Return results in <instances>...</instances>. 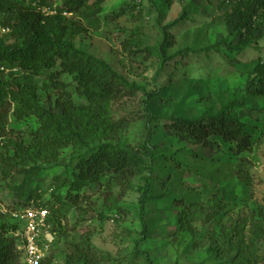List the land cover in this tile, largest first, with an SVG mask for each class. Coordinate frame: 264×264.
Instances as JSON below:
<instances>
[{"label":"trees","instance_id":"obj_1","mask_svg":"<svg viewBox=\"0 0 264 264\" xmlns=\"http://www.w3.org/2000/svg\"><path fill=\"white\" fill-rule=\"evenodd\" d=\"M88 1L60 0L58 5H54L52 0H0V174L3 180L11 182L12 173L22 176L10 191L18 204L34 200L49 209L46 224L58 240L66 235L62 225L65 213L70 210L84 213L82 203L88 197L82 195L83 191L92 186L103 189L104 212H98L97 217L104 222L108 219L105 211L112 214L122 210L112 196L114 188L128 190L132 188L133 179L141 176L144 183L135 189L142 241H146L150 237L144 218L146 206L150 201L165 197V194L155 195L154 180L148 174L149 166L154 162L162 160L195 174L201 169L196 163H220L223 167L231 166L238 181L251 185L246 160L240 156L253 151L255 140L250 131L252 127L245 123L240 110L252 112L257 106L264 107V59L259 49V43L264 40V0H219L221 19L216 18L212 22L217 25L222 20L228 34L216 43L209 41L207 47L199 50L192 48L196 42L192 40L190 47L169 53L174 41L168 40L164 27L158 25L165 40L155 46L144 41L143 26L132 27L128 39L121 44L122 50L132 55L144 53L157 58L158 69L153 78L157 90L154 91L129 81L107 60L75 45V39L81 35L101 30L99 14L104 0H93L90 4ZM165 1L170 5L171 0ZM149 2L151 9L160 10L155 0ZM187 18L185 9L170 28ZM250 47L257 51L259 57L242 94L230 84L222 87L216 78L212 83L217 88L214 93L213 85H208L214 78H210L201 81L199 88L197 86V96L193 92L191 95L179 94L183 95L179 103L182 114L163 120L160 135L168 143L157 145L155 142L159 137L152 129L162 119L153 113L152 106L156 100H163L161 96H164L165 89H159L156 82L166 66L171 63L175 68L183 66L185 74L189 66L178 62L179 56L185 59L192 54H208L212 50L231 58L233 54L250 50ZM53 69L55 72L46 75L49 84L46 83L43 90L64 91L55 98L53 108L47 109L41 102L34 78ZM129 73L132 75L133 72ZM62 75L71 79L73 93L82 101L81 105L74 103L67 85L59 80ZM253 103H256L255 107H252ZM263 107L258 111L264 112ZM30 119L36 121V128L30 131L21 129ZM138 121H144L147 131L141 144L128 149L115 141L114 135ZM12 122L20 128L8 127ZM176 143L181 146L172 149ZM187 145L212 151V158H204L193 149L187 150ZM65 149L71 150L66 165L68 176L64 181L55 179L50 191L53 201L43 202L44 192L34 187L45 171L39 164L57 162ZM190 161L195 164L191 165ZM219 197L216 195L211 200V216L223 209ZM172 200L175 205L184 206V200L183 203L177 198ZM183 206L177 222L181 232H188L192 219L190 205L186 209ZM259 210L250 223L248 243L243 241V226L232 229V234L238 239L236 242L232 241L230 234L224 237L228 249L235 252L234 263L264 264V258H258L253 252L257 240H264V199ZM21 225L10 216L0 217V264L23 261L21 244L13 237ZM65 246L62 264H98L90 234L86 233L77 243H66ZM50 251L41 264H52L54 257ZM208 252L218 255L216 248H210ZM140 255L152 264L147 252Z\"/></svg>","mask_w":264,"mask_h":264},{"label":"rangeland","instance_id":"obj_2","mask_svg":"<svg viewBox=\"0 0 264 264\" xmlns=\"http://www.w3.org/2000/svg\"><path fill=\"white\" fill-rule=\"evenodd\" d=\"M52 1L54 5L60 3V0ZM92 1L89 0L88 4ZM155 2L160 10L151 9L149 0H104L99 14L101 30L97 33L90 31L89 34L81 35L75 39V45L97 58L107 60L129 81L144 86L148 91H154L157 90L153 82L158 69L157 58L144 53L132 55L122 50L121 44L128 39L132 27L143 26L144 41L149 46H155L165 40L164 33L159 31V26L164 27L168 40L172 43L174 41L173 48L168 51L173 54L193 45L192 40L196 41L192 48L199 50L201 47H207L209 41L216 43L228 34L222 20H219L217 25L212 22L213 19H221L222 11L218 9L219 0H171L170 5L166 4L165 0H155ZM185 9L188 12L187 20L170 28L183 15ZM115 11L116 14H114ZM259 49L260 56L264 59V40L259 43ZM207 55H210V58ZM179 57L178 62L182 61L189 66L185 74L182 72L183 66L175 68L171 63L166 66L156 82L159 89H165L164 96H161L163 100H156L152 106L153 113L162 119L152 129L157 138L159 137L155 142L159 146L168 143L167 139H161L160 135L163 120L182 114L179 110V103L184 94L190 93L191 95L192 92L195 94L202 85L201 81H208L210 78H214L211 83H208L210 87L218 79L222 87L225 88L230 84L237 88L236 92L242 94L245 85L251 79L259 54L253 50V47H250V50H245L242 54H233L231 58H227L224 53L216 54L212 50L208 54H192L185 59ZM229 59H232V63ZM129 71L139 73L141 76L137 77L133 73L131 75ZM175 71H180V73H175ZM51 72H55V69L34 78L41 102L47 109L53 108L55 98L64 91L56 92L49 89L45 92L43 90V86L46 83L49 84L46 75ZM182 75H185L184 79ZM59 80L67 85L66 88L74 103L81 105L82 101L73 93L71 79L62 75ZM177 89L179 92H176ZM216 89L214 87L212 92L217 91ZM255 106L256 103H253L252 107ZM262 107L257 106L252 112L240 110L245 123L252 127L250 131L255 140L253 151L240 156L241 159L246 160L245 165L250 173L251 185L248 186L238 181L231 166L223 167L220 163H196L201 166V169L195 174L185 169H177L162 160L154 162L149 166L151 170L148 174L154 180L155 195L158 197L165 194V197L150 201V204L146 206L144 218L150 231V237L146 241H142V229L137 214L138 194L135 189L138 184L143 185L144 183L140 179L141 176L133 179L132 188L128 190L114 188L112 196L118 201V206L122 210L112 214L105 211L108 219L104 222H100L97 217L98 212H104V197L101 194L103 189L100 186H92L82 192L84 197H88L82 203L84 213L79 214L74 210L65 213L62 225L66 229V235L59 240L55 237L53 239L52 264H62L65 244L77 243L86 233L90 234L91 243L96 249L98 264H148L146 257L140 255L141 252L148 253L152 264H245L234 263L235 252L228 249L224 237L230 234L232 241L236 242L238 239L232 234V229L236 227L240 229L243 226V241L248 243L250 223L253 222L252 218H256L257 213L261 211L259 208H262L264 199V112L258 111ZM11 126L20 128L17 124L13 125V122L8 124V127ZM36 126V121L30 119L21 129L30 131ZM146 136L144 121H138L118 132L114 135V139L125 148L135 149L145 140ZM178 145L181 146L176 143L172 149L179 147ZM185 148L193 149L195 153L207 159L212 158L213 155L212 151L201 146L187 145ZM70 154L71 150L65 149L57 162L39 164L45 171L40 174L34 187L44 192L43 201H53L50 191L53 190V182L56 178L60 181L67 178L66 165H68ZM190 164L194 165L195 162L190 161ZM12 174V182L3 180L0 174V199L9 207H14L16 203H19L10 189L22 179L20 174L16 172ZM216 195L220 196L223 209L217 215L211 216V200ZM174 198L178 201L182 200V203L184 200V206H182L185 209L190 205V210H188L192 219L188 232L180 231L177 220L182 206L175 205L172 200ZM254 247V254L258 258H264V240H257ZM210 248H216L218 255L208 252ZM18 264H23L21 259Z\"/></svg>","mask_w":264,"mask_h":264},{"label":"built area","instance_id":"obj_3","mask_svg":"<svg viewBox=\"0 0 264 264\" xmlns=\"http://www.w3.org/2000/svg\"><path fill=\"white\" fill-rule=\"evenodd\" d=\"M45 202V201H43ZM10 216L21 223L13 233L21 244L23 264H41L52 248L54 236L46 224L49 209L40 201L31 200L9 207L0 199V217Z\"/></svg>","mask_w":264,"mask_h":264},{"label":"clouds","instance_id":"obj_4","mask_svg":"<svg viewBox=\"0 0 264 264\" xmlns=\"http://www.w3.org/2000/svg\"><path fill=\"white\" fill-rule=\"evenodd\" d=\"M2 32H4V30H2ZM7 32V31H6Z\"/></svg>","mask_w":264,"mask_h":264}]
</instances>
